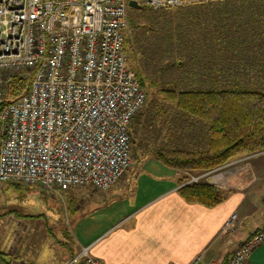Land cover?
<instances>
[{
  "label": "built area",
  "instance_id": "built-area-1",
  "mask_svg": "<svg viewBox=\"0 0 264 264\" xmlns=\"http://www.w3.org/2000/svg\"><path fill=\"white\" fill-rule=\"evenodd\" d=\"M129 1L0 0V182L107 190L130 168V124L147 95L124 48ZM135 1L157 10L189 0ZM15 77L30 87L8 102ZM263 242L264 230L254 233L228 264ZM88 250L83 264H104Z\"/></svg>",
  "mask_w": 264,
  "mask_h": 264
},
{
  "label": "trees",
  "instance_id": "trees-1",
  "mask_svg": "<svg viewBox=\"0 0 264 264\" xmlns=\"http://www.w3.org/2000/svg\"><path fill=\"white\" fill-rule=\"evenodd\" d=\"M222 1L127 9V62L147 95L130 138L175 171L201 175L264 153V0ZM30 83L13 78L7 101ZM178 193L207 207L226 197L207 182H186Z\"/></svg>",
  "mask_w": 264,
  "mask_h": 264
},
{
  "label": "crops",
  "instance_id": "crops-1",
  "mask_svg": "<svg viewBox=\"0 0 264 264\" xmlns=\"http://www.w3.org/2000/svg\"><path fill=\"white\" fill-rule=\"evenodd\" d=\"M147 165L150 167L144 163L142 171ZM154 165L163 171H139L134 176L132 165L123 178L104 191L85 186L42 194L44 212L14 208L11 226H16L15 231L22 226L25 237L16 232L17 238L0 244L4 264H71L87 247L89 255L104 264H190L201 254L205 264H221L264 227L263 218L236 239L237 229L256 213L255 193L239 192L242 189L238 187L214 207L189 203L178 193L180 171L172 173L161 161ZM233 214L234 225L225 229ZM48 225L61 233L59 241L65 243L69 237L74 245L45 247L43 242L48 236L44 234H50ZM52 250L56 253L52 254ZM244 264H264V242Z\"/></svg>",
  "mask_w": 264,
  "mask_h": 264
},
{
  "label": "rangeland",
  "instance_id": "rangeland-1",
  "mask_svg": "<svg viewBox=\"0 0 264 264\" xmlns=\"http://www.w3.org/2000/svg\"><path fill=\"white\" fill-rule=\"evenodd\" d=\"M233 1L234 3H232L231 5H235L236 3L240 4L248 0H224L222 1V3L226 5V3ZM152 112L153 110L150 111V113ZM131 153L133 156L131 166L132 165L134 166V172H133L134 176H136L135 174L137 172L142 171L143 169L142 167L144 166V163L150 164V167L147 165L148 167L144 168V170L142 171L145 172V174H149L147 172L157 173L163 171V169L158 168V166L154 165L158 163L159 160L155 157L153 153H151L150 151L148 152L145 151L144 148L138 147V145L136 143H132V141H131ZM170 170L172 173L174 172V169L170 168ZM208 173L209 174L202 177L201 175L203 174L197 175L194 173H187L180 171L179 178L186 177V181L180 184L182 185L185 184L186 182H191V181L207 182L215 185L216 187H219L221 190L225 188L224 189L225 193H228L232 189H236L239 187L240 190L242 189V191L239 192L256 194L257 196L256 213L254 214L252 219L246 220L245 223L241 225L240 228L237 229L236 231V239L241 238L242 236L245 235L247 231V227L249 225L258 224L264 218V153L261 152L252 156H242L241 158L230 162L228 165L224 166L223 168ZM68 188H79V187H65L63 189H68ZM96 190H100V189H96ZM100 191H104V190H100ZM42 194L44 195V194H53V193H47L37 186H29L17 182H0V244H2L3 242L7 243V241L8 243H10L12 237L17 238V236H15L16 232H18V235L21 233L23 234L22 226L21 228L19 227L17 229L18 231H15L16 226H11L12 220L14 218L11 212L13 211L14 208L17 209L19 208V206H22L28 209V211H31L33 213L45 211L43 209L46 206V204L44 199L42 198L43 197ZM30 200L31 201L33 200V202H31ZM24 201L26 203H24ZM21 212L23 213L24 211L21 210ZM232 226H230L229 229L232 228ZM48 228L51 231V232L49 231V233L52 235L44 234V236H48L43 242L45 247H48L50 245L54 247L59 245V247H61L64 244H68L70 246L74 245V242L69 237H67L65 243L63 241H59L61 237L63 238L61 233L57 230H56L57 233L54 232L53 227L51 225H48ZM45 252L47 253L49 251L45 250ZM51 252L52 254L56 253L54 250H52ZM66 258L69 259L70 254H67ZM74 258L75 257H73V259ZM76 258L77 259H74V261H76V264H82L83 257H81V253ZM207 264H213V263L208 261Z\"/></svg>",
  "mask_w": 264,
  "mask_h": 264
},
{
  "label": "water",
  "instance_id": "water-1",
  "mask_svg": "<svg viewBox=\"0 0 264 264\" xmlns=\"http://www.w3.org/2000/svg\"><path fill=\"white\" fill-rule=\"evenodd\" d=\"M138 6V2L135 0H130L129 1V7H137Z\"/></svg>",
  "mask_w": 264,
  "mask_h": 264
}]
</instances>
